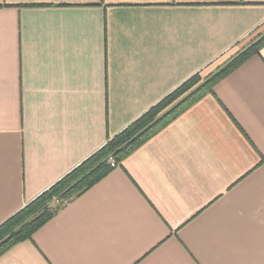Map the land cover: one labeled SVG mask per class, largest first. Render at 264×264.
<instances>
[{
	"label": "crops",
	"instance_id": "1",
	"mask_svg": "<svg viewBox=\"0 0 264 264\" xmlns=\"http://www.w3.org/2000/svg\"><path fill=\"white\" fill-rule=\"evenodd\" d=\"M263 29L264 0H0V225ZM112 167L0 264H264V47Z\"/></svg>",
	"mask_w": 264,
	"mask_h": 264
},
{
	"label": "trees",
	"instance_id": "2",
	"mask_svg": "<svg viewBox=\"0 0 264 264\" xmlns=\"http://www.w3.org/2000/svg\"><path fill=\"white\" fill-rule=\"evenodd\" d=\"M263 47L264 35L208 78H202L200 72L191 76L51 188L1 224L0 256L14 245L30 240L59 211L49 208L53 198L70 201L95 185L113 170L107 163L108 157L113 158L115 165L120 164L191 106L211 94L218 82L247 59L258 55Z\"/></svg>",
	"mask_w": 264,
	"mask_h": 264
},
{
	"label": "rangeland",
	"instance_id": "3",
	"mask_svg": "<svg viewBox=\"0 0 264 264\" xmlns=\"http://www.w3.org/2000/svg\"><path fill=\"white\" fill-rule=\"evenodd\" d=\"M264 35V29L262 30L261 34H256L252 37L251 42L249 43V45H247L246 47H244L243 49H241L237 54H233L232 58L229 59V61H227L226 63L230 62L235 56H237L239 53H241L242 51H244L246 48L250 47L260 36ZM234 56V57H233ZM206 73H202L201 72V77L202 78H208L209 75H205ZM54 199H58V198H53L52 202L49 205V208H51V205H53L55 202H57Z\"/></svg>",
	"mask_w": 264,
	"mask_h": 264
},
{
	"label": "built area",
	"instance_id": "4",
	"mask_svg": "<svg viewBox=\"0 0 264 264\" xmlns=\"http://www.w3.org/2000/svg\"><path fill=\"white\" fill-rule=\"evenodd\" d=\"M107 163H109L112 166L115 165V162L112 157L107 158ZM54 200H56L57 202L51 205V209L56 210V211L57 209L58 210L62 209L64 206H66L70 202L69 200H61V199H54Z\"/></svg>",
	"mask_w": 264,
	"mask_h": 264
}]
</instances>
